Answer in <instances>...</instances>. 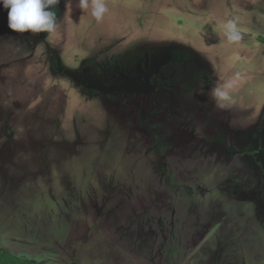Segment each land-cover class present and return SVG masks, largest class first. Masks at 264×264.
I'll return each instance as SVG.
<instances>
[{
    "label": "rangeland",
    "instance_id": "374dc122",
    "mask_svg": "<svg viewBox=\"0 0 264 264\" xmlns=\"http://www.w3.org/2000/svg\"><path fill=\"white\" fill-rule=\"evenodd\" d=\"M91 2L0 7L1 225L52 264H264V0Z\"/></svg>",
    "mask_w": 264,
    "mask_h": 264
},
{
    "label": "clouds",
    "instance_id": "9594fccd",
    "mask_svg": "<svg viewBox=\"0 0 264 264\" xmlns=\"http://www.w3.org/2000/svg\"><path fill=\"white\" fill-rule=\"evenodd\" d=\"M59 0H0V7L7 11V27L13 33L41 34L53 33L58 28L55 11ZM80 8L87 9L89 0H79ZM91 15L100 21L108 12L104 0H92ZM226 35L229 42H238L241 35L234 21L226 24ZM224 96V93H218Z\"/></svg>",
    "mask_w": 264,
    "mask_h": 264
},
{
    "label": "crops",
    "instance_id": "0c3cea01",
    "mask_svg": "<svg viewBox=\"0 0 264 264\" xmlns=\"http://www.w3.org/2000/svg\"><path fill=\"white\" fill-rule=\"evenodd\" d=\"M12 218L10 216L9 220ZM9 220L0 223V251L13 257H18L22 260L32 262L35 264H52L44 260H37L33 255H24L22 251L29 250L31 254H34L36 245L31 244L30 229L20 220Z\"/></svg>",
    "mask_w": 264,
    "mask_h": 264
},
{
    "label": "trees",
    "instance_id": "16d2710c",
    "mask_svg": "<svg viewBox=\"0 0 264 264\" xmlns=\"http://www.w3.org/2000/svg\"><path fill=\"white\" fill-rule=\"evenodd\" d=\"M0 264H35V263L23 261L18 258H14L0 251Z\"/></svg>",
    "mask_w": 264,
    "mask_h": 264
},
{
    "label": "flooded vegetation",
    "instance_id": "af4514ba",
    "mask_svg": "<svg viewBox=\"0 0 264 264\" xmlns=\"http://www.w3.org/2000/svg\"><path fill=\"white\" fill-rule=\"evenodd\" d=\"M155 76H156V74H155ZM24 261V260H23ZM28 262V261H27Z\"/></svg>",
    "mask_w": 264,
    "mask_h": 264
}]
</instances>
